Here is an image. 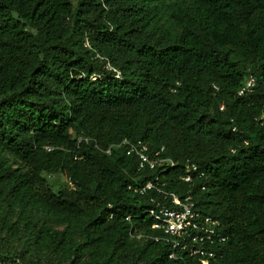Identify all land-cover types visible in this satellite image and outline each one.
<instances>
[{
	"label": "trees",
	"instance_id": "16d2710c",
	"mask_svg": "<svg viewBox=\"0 0 264 264\" xmlns=\"http://www.w3.org/2000/svg\"><path fill=\"white\" fill-rule=\"evenodd\" d=\"M263 112L264 0H0V264H200L146 236L158 174L220 221L210 264H264Z\"/></svg>",
	"mask_w": 264,
	"mask_h": 264
},
{
	"label": "built area",
	"instance_id": "2783aa9c",
	"mask_svg": "<svg viewBox=\"0 0 264 264\" xmlns=\"http://www.w3.org/2000/svg\"><path fill=\"white\" fill-rule=\"evenodd\" d=\"M96 57L103 59L98 54ZM105 68L112 70L114 76L120 78V72L108 61L105 63ZM253 85L254 78L249 76L238 93L250 90ZM261 117L264 118V112ZM81 140L87 141L88 138L80 135L77 141ZM113 145L124 147L127 155L134 156L139 170H154L159 167L160 172H163L174 163L169 157L161 155L163 147L150 151L147 144L140 139H123L117 144L109 145L104 151L110 153ZM46 149L49 150L51 147L46 146ZM189 168L197 171L195 164H191ZM202 174V172H196L195 176L200 177ZM180 178L190 184L193 175L187 172ZM165 185L166 182L158 174L132 187L133 192L146 195L149 201L146 213L152 219L150 228L153 233H146V236L167 245L169 257L176 258L179 252L185 251L197 256L200 264H210V260L217 254L216 245L227 238L221 230L220 221L199 210L190 188L179 194L168 190Z\"/></svg>",
	"mask_w": 264,
	"mask_h": 264
},
{
	"label": "rangeland",
	"instance_id": "374dc122",
	"mask_svg": "<svg viewBox=\"0 0 264 264\" xmlns=\"http://www.w3.org/2000/svg\"><path fill=\"white\" fill-rule=\"evenodd\" d=\"M170 24L169 22L167 23ZM48 185L54 189H60L68 186V182L62 173H50L45 175ZM30 217L33 219H40L46 222V224L50 225L53 228H61L62 224H59L56 218L52 215L42 214L36 211H30Z\"/></svg>",
	"mask_w": 264,
	"mask_h": 264
}]
</instances>
